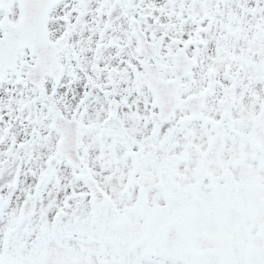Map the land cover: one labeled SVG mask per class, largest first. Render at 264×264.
I'll list each match as a JSON object with an SVG mask.
<instances>
[{"label":"snow or ice","instance_id":"obj_1","mask_svg":"<svg viewBox=\"0 0 264 264\" xmlns=\"http://www.w3.org/2000/svg\"><path fill=\"white\" fill-rule=\"evenodd\" d=\"M0 264H264V0H0Z\"/></svg>","mask_w":264,"mask_h":264}]
</instances>
